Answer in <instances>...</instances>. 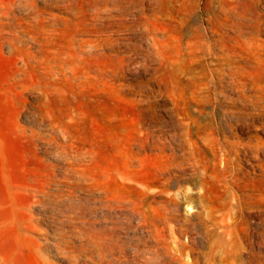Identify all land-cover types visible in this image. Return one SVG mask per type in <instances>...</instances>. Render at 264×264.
Masks as SVG:
<instances>
[{
	"label": "rangeland",
	"instance_id": "1",
	"mask_svg": "<svg viewBox=\"0 0 264 264\" xmlns=\"http://www.w3.org/2000/svg\"><path fill=\"white\" fill-rule=\"evenodd\" d=\"M253 2H222L251 22L237 38L208 0H0V264H264L256 156L235 153L238 185L263 195L227 237L210 225L230 176L206 134L264 149Z\"/></svg>",
	"mask_w": 264,
	"mask_h": 264
},
{
	"label": "bare ground",
	"instance_id": "2",
	"mask_svg": "<svg viewBox=\"0 0 264 264\" xmlns=\"http://www.w3.org/2000/svg\"><path fill=\"white\" fill-rule=\"evenodd\" d=\"M208 1H209V10H208L209 14L212 16V18L214 19V21L217 24V26L218 25L219 26L226 25L224 23H221V21L218 18V16L220 14H223L225 17H227L226 21H229V23H230L229 27H231L232 29L235 28L234 31H235V33L237 35V38L241 37L242 34H244L251 27V22H250L249 19H247L245 17V15H241L240 13L236 12V9L234 7H226L225 5H222V2L224 0H208ZM253 1H255V0H252V2ZM151 2H152L151 4L153 6L156 5L155 2H153V1H151ZM252 4H254V7H255V5H257L255 2H253ZM220 16H222V15H220ZM224 22H225V19H224ZM211 23H212V26H214L213 22H211ZM255 29H256V31L259 30L257 27ZM221 42H222V40H221ZM227 127H230V126L227 125ZM207 130L208 131H207L206 134H207V140L209 141V143H212L215 146L218 145L217 148L219 147L220 150H222L224 152V155H223L224 158L223 159L221 158L222 159L221 164H222L223 171L227 175L230 176V178H228L227 180L224 181V187H225V190H226V193H227V199H228V214H227L226 222L225 223H222V222L217 223V222L214 221L212 223V225H210V226L217 227V228L221 229L223 234H225L227 237H230L232 235V233L236 230L237 224L239 223L238 222L239 219H241V222L244 223L243 208L240 206V205H242V203L244 201L243 198H250V197H253L255 195L262 196L263 192L261 191V189L264 191V182L262 184L260 183L261 189H260V191H257V194H255V195L247 193V189H246L245 186L238 185V182L241 183V181H245L244 180L245 172L242 169H238L237 168L236 160H235V157H234L235 153L237 151L238 152L241 151V155L244 156V157L248 156L249 154H254L256 156V160L258 161L259 167L261 169V174L259 176H260V178L261 177L264 178V170H263L264 149L263 148L261 149L259 146H251L250 144H242L241 142H238V141H235V142L231 141L230 142L226 138H225V140H223L221 138L218 139L217 137L214 136V135H217V134L219 135V130L216 129L215 127H214V129L211 128V127H208ZM200 132H202V131H197L196 133H197V135H199V136H197V138L199 137V139L201 140ZM205 150L206 149H204V151H200V154H202V153L204 154ZM175 166H176V168H178V170H177L178 173L175 170L172 173H169V178H168V186H171V187H177L179 185L180 181L178 180V178L182 177L181 174H183L182 171L180 170L181 168H179L180 165L175 164ZM261 180L262 179H260V182H262ZM181 182H183V183H189V182L199 183V180L196 177H191L190 179L182 178ZM259 192H260V194H259ZM152 197L154 198V200L159 198L161 200L159 203L162 204V206H166L165 205L166 203L168 204V206L170 208L176 205V202H175L176 200L170 194H165L164 195V193L163 194L159 193V194H156V195H154ZM237 205L240 207L239 208V212L241 213V217L239 215H237V210L235 209L237 207ZM172 222H174V220ZM187 229L188 228H184V230H187ZM218 231H220V230H218ZM260 234H261V237L263 238L264 237V232L262 231ZM157 263L164 264V262H162V260L158 261Z\"/></svg>",
	"mask_w": 264,
	"mask_h": 264
}]
</instances>
